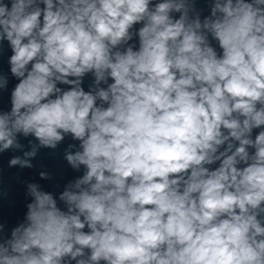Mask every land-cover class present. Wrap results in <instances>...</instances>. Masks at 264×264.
<instances>
[{
  "label": "clouds",
  "instance_id": "clouds-1",
  "mask_svg": "<svg viewBox=\"0 0 264 264\" xmlns=\"http://www.w3.org/2000/svg\"><path fill=\"white\" fill-rule=\"evenodd\" d=\"M5 56L0 264H264V0H0Z\"/></svg>",
  "mask_w": 264,
  "mask_h": 264
},
{
  "label": "water",
  "instance_id": "water-1",
  "mask_svg": "<svg viewBox=\"0 0 264 264\" xmlns=\"http://www.w3.org/2000/svg\"><path fill=\"white\" fill-rule=\"evenodd\" d=\"M41 163L46 165L48 170L53 171L57 174V178H59L60 175L65 174L66 179H70L72 175H74L70 170H67L66 166L64 165V162L62 159L57 156V157H49L47 154H42V158L40 160ZM31 175V173L25 174V176ZM23 199V189L20 187L18 194L15 198L16 200V205L14 208H11L9 211V214L7 218L10 220L11 223H15V217L18 214H21L23 211L22 207V201Z\"/></svg>",
  "mask_w": 264,
  "mask_h": 264
}]
</instances>
